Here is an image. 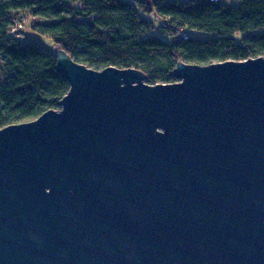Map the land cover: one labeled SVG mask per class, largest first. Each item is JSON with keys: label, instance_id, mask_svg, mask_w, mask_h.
<instances>
[{"label": "water", "instance_id": "water-1", "mask_svg": "<svg viewBox=\"0 0 264 264\" xmlns=\"http://www.w3.org/2000/svg\"><path fill=\"white\" fill-rule=\"evenodd\" d=\"M52 49L60 107L0 128V264H264V56L151 84Z\"/></svg>", "mask_w": 264, "mask_h": 264}, {"label": "trees", "instance_id": "trees-1", "mask_svg": "<svg viewBox=\"0 0 264 264\" xmlns=\"http://www.w3.org/2000/svg\"><path fill=\"white\" fill-rule=\"evenodd\" d=\"M238 1L0 0V128L59 108L70 89L53 50L14 32L24 16L76 60L136 67L156 84L176 81L171 72L181 60L264 56V0Z\"/></svg>", "mask_w": 264, "mask_h": 264}, {"label": "rangeland", "instance_id": "rangeland-1", "mask_svg": "<svg viewBox=\"0 0 264 264\" xmlns=\"http://www.w3.org/2000/svg\"><path fill=\"white\" fill-rule=\"evenodd\" d=\"M149 2L153 0H148ZM223 2L226 3H231V4H238V0H222ZM33 18L29 16H24L23 19L17 22L16 27L14 28V32L18 34L21 42H33L36 43L43 48L47 50H53L52 46L54 45L53 40L47 36L43 35L39 32H35L32 28ZM19 24H22L20 27ZM194 34L199 35V36H205L204 32H194Z\"/></svg>", "mask_w": 264, "mask_h": 264}, {"label": "built area", "instance_id": "built-area-1", "mask_svg": "<svg viewBox=\"0 0 264 264\" xmlns=\"http://www.w3.org/2000/svg\"><path fill=\"white\" fill-rule=\"evenodd\" d=\"M19 26L21 27V26H22V24H19ZM184 35H185V36H187V35H186V33H184Z\"/></svg>", "mask_w": 264, "mask_h": 264}]
</instances>
